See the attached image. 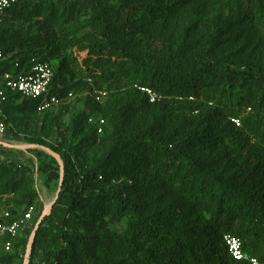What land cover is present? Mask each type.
Listing matches in <instances>:
<instances>
[{
	"label": "trees",
	"instance_id": "1",
	"mask_svg": "<svg viewBox=\"0 0 264 264\" xmlns=\"http://www.w3.org/2000/svg\"><path fill=\"white\" fill-rule=\"evenodd\" d=\"M0 45L2 72L16 60L52 63L61 97L84 70L99 88L128 90L112 93L96 122L76 119L78 136L89 125L76 148L51 147L64 181L29 264H239L228 234L264 261V0H19ZM137 87L163 99L150 103ZM19 106L56 112L38 114L19 95L5 107ZM53 162L49 180H60ZM38 200L29 167L0 163V214L15 219ZM23 262L0 253V264Z\"/></svg>",
	"mask_w": 264,
	"mask_h": 264
},
{
	"label": "rangeland",
	"instance_id": "2",
	"mask_svg": "<svg viewBox=\"0 0 264 264\" xmlns=\"http://www.w3.org/2000/svg\"><path fill=\"white\" fill-rule=\"evenodd\" d=\"M16 25L17 29L20 27L25 28V36L29 33L26 24L16 23ZM84 57L85 54L79 58L80 62H82ZM52 61L55 62V66L58 69L60 59L53 58ZM84 71L78 74V78L82 77V79L79 80L81 82L78 86L72 90L74 92V97L65 101V103H63V105L52 114H30L28 112L29 110L21 106L15 107L14 109L12 108L8 113V110L5 107L6 105L3 107V110L6 111V116L9 117L10 114L11 119L7 124V130L0 133V141L26 148L12 149L1 146L0 163L10 164L14 162L29 167L32 171V176L35 179L36 189L39 195V206L36 207L34 204L30 207L32 209V220L28 226L32 227L31 234H27L26 231L21 232L17 238L11 240V246L8 249L4 248L0 251L2 255L13 257L17 263H19L21 258H24L25 260L27 247L30 244L31 237L40 218V208H42L41 214H43L53 203L58 190L60 180L56 178L49 180V178L53 177L52 175L57 169V166L53 162V159L56 160V158L52 155V152L54 151L51 147H59L63 149L68 147L76 148L81 139L87 135L89 130V125L84 123L82 125L84 132L79 136L74 134L73 130L75 121H77L76 119L84 114L85 116L90 117L89 119L92 118L93 121H95L101 117L99 110L105 109L106 103L111 98L112 93L116 95L117 99L121 100L128 96V90H111L107 89L105 85L99 88L94 82L88 81L89 78ZM77 81L78 79L76 78L73 81V84ZM104 90L108 91L110 94L109 98H106L107 100L105 104L97 103L94 100L95 92ZM200 109H202V107ZM185 111L187 110L183 108L181 109L182 114H185ZM186 114L189 113L186 112ZM199 114V112L193 113V115ZM89 119L88 121H90ZM96 152H98L97 149L87 151L88 159L84 161L83 158H81L80 161L85 163L86 166H89L93 161H96L97 156L99 157V154L96 155ZM56 154L61 157L58 153ZM0 206H3V202L1 203V201ZM116 229H119L118 226H116ZM26 241L27 244L25 243Z\"/></svg>",
	"mask_w": 264,
	"mask_h": 264
},
{
	"label": "built area",
	"instance_id": "3",
	"mask_svg": "<svg viewBox=\"0 0 264 264\" xmlns=\"http://www.w3.org/2000/svg\"><path fill=\"white\" fill-rule=\"evenodd\" d=\"M19 0H0V26L7 11L11 9ZM3 47L0 45V133L7 130V116L3 110L4 105L11 96L19 95L22 99L37 102L36 112L42 114L48 111L58 110L65 101L72 99L74 94L69 92L67 96L61 97L51 91L55 77V67L52 63L32 58L27 64L14 61V66L10 70H1L7 60ZM145 94L150 103H156L163 99L162 94L147 87H137ZM108 93L106 91L95 92L96 102H105ZM93 122V119H90ZM96 122V120H95ZM232 122L240 126L239 119H232ZM104 120L99 121L98 133L103 132ZM32 209L22 213L13 219L11 212L4 209L0 214V250L8 249L11 240L17 238L21 232L27 228L32 220ZM224 242L230 257L239 264H264V261L250 256L244 251L242 240L233 235H225Z\"/></svg>",
	"mask_w": 264,
	"mask_h": 264
},
{
	"label": "water",
	"instance_id": "4",
	"mask_svg": "<svg viewBox=\"0 0 264 264\" xmlns=\"http://www.w3.org/2000/svg\"><path fill=\"white\" fill-rule=\"evenodd\" d=\"M0 146L7 147V148H12V149H25L26 148V147H21V146H17V145L8 144V143H5L3 141H0ZM52 155L56 158V160H57V162H58V164L60 166V181H59L58 190H57V193H56V196H55V199H54L53 203L40 216V218H39V220H38V222L36 224L35 230H34L33 235L31 237L30 244L27 247L24 264H29V261H30L29 258H30V254L32 252V248H33V245H34V242H35V238H36L37 232L40 229V226L43 223V221L45 220L46 216H48L51 213L52 207L55 204V202L57 201V199L59 198V195H60V192H61V189H62V185H63V181H64V175H65L64 164H63V161H62L61 157H59L56 153L52 152Z\"/></svg>",
	"mask_w": 264,
	"mask_h": 264
}]
</instances>
